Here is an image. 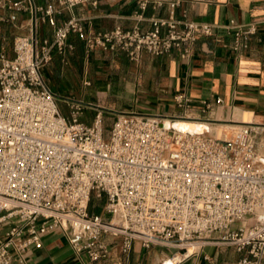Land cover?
Here are the masks:
<instances>
[{"label":"built area","instance_id":"built-area-1","mask_svg":"<svg viewBox=\"0 0 264 264\" xmlns=\"http://www.w3.org/2000/svg\"><path fill=\"white\" fill-rule=\"evenodd\" d=\"M136 1L141 9L166 5L168 17L151 18L149 30L115 26L87 35L79 17L56 18L98 0H0V9L26 15L27 30L14 37L11 55L0 52V264H25L24 255L55 229L96 263L110 252L104 237L119 240L126 257L135 241L184 256L187 244L218 233L242 253L236 264H264V124L226 127L224 139L166 127L165 119L194 122L184 95L174 97L176 117L119 113L108 130L101 112L85 124L79 108L68 120L57 106L42 69L54 52L72 49L71 34L88 50L132 61L172 49L189 54L198 38L213 35L210 24L177 17L181 0ZM43 23L53 28L51 40L39 37ZM230 27L234 51L256 32L255 23ZM91 198L102 200L97 213L88 209Z\"/></svg>","mask_w":264,"mask_h":264},{"label":"crops","instance_id":"crops-1","mask_svg":"<svg viewBox=\"0 0 264 264\" xmlns=\"http://www.w3.org/2000/svg\"><path fill=\"white\" fill-rule=\"evenodd\" d=\"M53 1L35 0L41 6ZM168 14L166 5L150 3L141 9L136 0H98L96 6L78 5L56 20L60 23L75 15L81 19L85 34L94 35L115 26L149 30L151 18H167ZM176 15L210 24L213 35L198 38L189 54L172 49L157 57L142 53L139 61H132L122 52L88 50L81 35L71 34L68 43L72 49L65 54L54 52L42 69L58 96L61 114L63 106L68 114L62 115L71 120L73 108H79L77 120L91 124L101 112L108 130L119 113L176 117L181 111L174 97L184 95L192 103L187 115L206 124L210 135L223 131L222 126L264 124V0H181ZM231 23L256 24V32L239 51L231 48L234 28H227ZM26 31L25 14L0 9V52L11 55L14 37ZM39 37L51 40L53 28L41 24ZM63 96L75 98L63 99L65 104H61ZM201 101L210 107L202 111ZM104 109L113 112L111 122L106 120ZM5 228L0 227V233ZM219 238L220 234H214L211 240L185 250L184 256L162 246L144 248L135 241L126 257L119 249V240L104 237L110 252L96 263L85 253H75L62 231L55 229L43 236L41 248L30 249L24 259L25 264H236L242 253Z\"/></svg>","mask_w":264,"mask_h":264},{"label":"bare ground","instance_id":"bare-ground-1","mask_svg":"<svg viewBox=\"0 0 264 264\" xmlns=\"http://www.w3.org/2000/svg\"><path fill=\"white\" fill-rule=\"evenodd\" d=\"M164 124L166 127H173L175 129H178L183 132H204L206 134H209V127L204 123H198V122H186V121H169L165 119ZM210 135V134H209ZM219 139V138H218ZM197 243H190L186 245V250L191 249L193 245H196ZM168 264V263H166Z\"/></svg>","mask_w":264,"mask_h":264},{"label":"rangeland","instance_id":"rangeland-1","mask_svg":"<svg viewBox=\"0 0 264 264\" xmlns=\"http://www.w3.org/2000/svg\"><path fill=\"white\" fill-rule=\"evenodd\" d=\"M67 98H72V99H74L75 97H72V96H63V98H61L62 99V101L60 102L61 104H65L63 101L65 100V101H67ZM104 98V97H103ZM64 99V100H63ZM69 101V100H68ZM101 105H104L103 103H101ZM61 110H62V114L64 115V116H67V114H68V111H67V109L65 108V107H63V106H61ZM105 110V109H104ZM106 111V113H104V115H105V118H106V120L108 121V122H111L112 121V118H113V112H111V111H108V110H105ZM222 129H223V131H219V132H217L216 134H211V136H213V137H215V138H219V139H224L223 138V133L224 134H226V135H228V131L227 130H224L226 127L225 126H222L221 127ZM228 137V136H227ZM2 226V225H1ZM199 244V243H198Z\"/></svg>","mask_w":264,"mask_h":264},{"label":"trees","instance_id":"trees-1","mask_svg":"<svg viewBox=\"0 0 264 264\" xmlns=\"http://www.w3.org/2000/svg\"><path fill=\"white\" fill-rule=\"evenodd\" d=\"M101 205H102L101 199L91 198V200L89 202V208L88 209H89L90 213H97V212H99Z\"/></svg>","mask_w":264,"mask_h":264},{"label":"water","instance_id":"water-1","mask_svg":"<svg viewBox=\"0 0 264 264\" xmlns=\"http://www.w3.org/2000/svg\"><path fill=\"white\" fill-rule=\"evenodd\" d=\"M184 252H185V250L181 251V253H184Z\"/></svg>","mask_w":264,"mask_h":264}]
</instances>
